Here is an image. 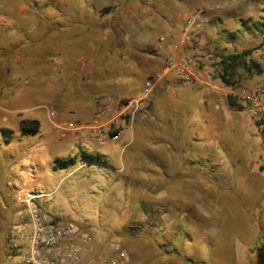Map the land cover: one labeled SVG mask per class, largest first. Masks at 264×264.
Instances as JSON below:
<instances>
[{"label":"rangeland","instance_id":"rangeland-1","mask_svg":"<svg viewBox=\"0 0 264 264\" xmlns=\"http://www.w3.org/2000/svg\"><path fill=\"white\" fill-rule=\"evenodd\" d=\"M197 17L175 58L191 66L190 82L169 69L163 83L138 77L116 87L106 66L117 63L124 35L174 45ZM263 28L264 0H0V264H22L6 235L25 193L89 233L85 263L118 245L126 264H264V127L231 98L264 85ZM242 51L245 65L226 86L219 58ZM147 81L148 97L88 128L96 112L85 108L97 96L139 88L108 104L115 111ZM31 120L38 132L19 130ZM70 122L78 130L62 135ZM103 131L120 135L99 142ZM81 152L105 163L80 168ZM71 157L75 165L53 168Z\"/></svg>","mask_w":264,"mask_h":264},{"label":"built area","instance_id":"built-area-1","mask_svg":"<svg viewBox=\"0 0 264 264\" xmlns=\"http://www.w3.org/2000/svg\"><path fill=\"white\" fill-rule=\"evenodd\" d=\"M198 19L197 17L187 20V27L182 32L180 40L175 43L176 47L185 44L189 37L188 28L200 27ZM159 41H164V38L160 37ZM167 68L175 70V74L184 82L192 80L191 66L185 60L170 59ZM153 86L154 83L147 81L137 97L131 99L123 108L120 107L122 109L113 111L112 108L105 107L97 110L92 127L88 128L95 130L96 126L103 127L116 122L115 118L124 110L130 109L132 103L148 97ZM231 98L237 105L244 107L257 123L264 126V85L253 89L238 88L231 92ZM78 128L71 122L59 127L62 135ZM119 135L120 132L112 134L103 131L97 137V141L102 142L104 138L115 140ZM38 197L33 193H25L16 198L17 210L6 235L10 252L13 256L20 257L22 264H126L127 254L118 245L110 246L109 255L85 263L84 258L91 251L92 237L81 228L49 217L35 204ZM262 254L264 257V244Z\"/></svg>","mask_w":264,"mask_h":264},{"label":"crops","instance_id":"crops-1","mask_svg":"<svg viewBox=\"0 0 264 264\" xmlns=\"http://www.w3.org/2000/svg\"><path fill=\"white\" fill-rule=\"evenodd\" d=\"M132 38L134 37L131 36L130 34L127 37H125V35L122 37L121 39L122 44L121 46H118L120 49L118 50L117 48L118 53L116 51H112V55L117 56V59H118L117 63L113 64L112 66H106V68L107 67L112 68V70H108L109 71L108 74L110 73L109 75L110 77H113V76L119 77L116 82V87L119 86V84L120 85H130L132 83H135L136 80L134 79L138 77H141V79L144 80L146 77L152 76L151 78L155 79V80L153 79L154 83H159V82L163 83L164 82L163 79L165 78V75L167 74V72L168 73L171 72L169 71L168 68H166V65L165 66L163 65L164 59L165 58L175 59L179 57V53L177 50L179 47H176L175 44L173 45L172 43H169V42H160V41L157 42L153 36H151L149 39L145 38V36H141L140 44L139 42L135 43V41L131 40ZM133 43H135L136 45H139V47L138 46L135 47ZM107 56H108V53H107ZM122 70H125L127 72L124 73ZM104 73L105 72L99 74L100 76L99 82L104 81L105 79L103 77ZM105 74L106 76H108L107 73ZM81 77L82 75L79 77V79H81ZM108 82H111V81L107 80L105 83H108ZM136 88L137 87L131 88L128 86V92L126 95L124 94L122 95H118V94L111 95L110 94V96L99 95L97 96L98 97L97 99H99L101 102L93 101L91 104L88 105L87 108H85V106H83L82 108L85 112H86L85 109H88L89 111H91V113L94 111L96 112L97 110L105 108V107L111 108V106L109 105H113V103H115V105L121 104L125 99H127V95L135 94L137 90L139 89V88L138 89ZM113 89H115V85ZM89 91L86 93L88 95H91L89 94ZM114 93H117V91H114ZM90 97H93V96H90ZM102 101H105V103ZM89 153H97V152H89ZM86 165H91V164L83 162L79 167L82 168L83 166H86Z\"/></svg>","mask_w":264,"mask_h":264},{"label":"trees","instance_id":"trees-1","mask_svg":"<svg viewBox=\"0 0 264 264\" xmlns=\"http://www.w3.org/2000/svg\"><path fill=\"white\" fill-rule=\"evenodd\" d=\"M110 11V7H107L105 9H103L104 13H108ZM243 25V28L245 30H249L251 28H245ZM237 31H240L237 30ZM244 31V30H243ZM261 34V45H264V28L262 31H260ZM250 51H242L240 53H234V54H230V55H226L223 56L221 58H219V66H220V73H219V79L226 85V86H233V82H231L230 80L232 79L234 73L236 72V70L240 67V66H244L245 65V57L249 55ZM230 104L232 106H235V104L230 100ZM238 108L240 110L244 109V107L239 106ZM257 125H260V123H257ZM264 127V126H263ZM40 128V124L37 120H31V121H27V122H23L20 125V129L23 132H31V133H36L39 131ZM2 133H7L10 134L11 131H2ZM79 158H81L85 163L88 164H104L105 160L104 158L97 154V153H87V152H81ZM76 159L75 157H71L68 159H56L55 160V165L53 166L54 169L56 168H61V169H65L68 168L69 166H73L76 163ZM152 224V223H150ZM154 226V225H152ZM180 226L179 224L177 225V227ZM159 246H163L160 245Z\"/></svg>","mask_w":264,"mask_h":264}]
</instances>
